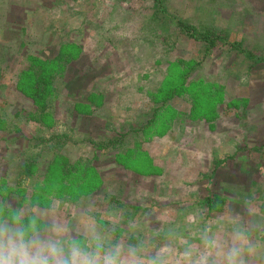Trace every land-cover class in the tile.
<instances>
[{
    "label": "rangeland",
    "instance_id": "1",
    "mask_svg": "<svg viewBox=\"0 0 264 264\" xmlns=\"http://www.w3.org/2000/svg\"><path fill=\"white\" fill-rule=\"evenodd\" d=\"M72 42L46 124H22L15 112L35 108L28 56ZM0 148L1 207L85 243L95 225L126 264L130 248L144 264H228L233 248L264 264V0H0ZM126 148L156 172L126 166ZM53 165L63 175L47 177ZM84 181L97 185L57 191Z\"/></svg>",
    "mask_w": 264,
    "mask_h": 264
},
{
    "label": "clouds",
    "instance_id": "2",
    "mask_svg": "<svg viewBox=\"0 0 264 264\" xmlns=\"http://www.w3.org/2000/svg\"><path fill=\"white\" fill-rule=\"evenodd\" d=\"M67 232L54 220L48 223L39 215L26 217L20 211L0 210V264H126L122 247L105 249L95 225L87 228V243L62 235ZM205 243L214 246L211 241ZM128 251L132 257L128 264H144L136 258L134 248ZM238 258L236 248L227 253L228 264H242ZM149 264H163V260L156 257Z\"/></svg>",
    "mask_w": 264,
    "mask_h": 264
},
{
    "label": "trees",
    "instance_id": "3",
    "mask_svg": "<svg viewBox=\"0 0 264 264\" xmlns=\"http://www.w3.org/2000/svg\"><path fill=\"white\" fill-rule=\"evenodd\" d=\"M184 29H188L189 26H187L186 24L183 25ZM208 37V36H207ZM206 37V38H207ZM80 53V45L76 44L75 42L72 43H66V44H61L60 48H59V52L57 55L53 56L50 59H45L39 56H34V55H29L28 56V66L22 71V73L27 74L31 80H32V90L31 93L29 95V98L32 100V103L34 105L35 108H33V106L26 110L24 107L21 108L20 110H17L15 112V116H20L22 118V124H28V123H37L40 126L43 127L44 125V118H46L47 116H50L49 111H47V101H48V97L51 96L54 92V86L52 84V82H54L55 78L57 77V75H59L58 73H60L63 68H64V62H69L73 59H75ZM188 68H186L187 70ZM177 76L179 77V75L177 74ZM185 73L183 72V70L180 71V84L179 87H184L185 86V90L189 89L188 87H186L185 84H183V81H185ZM177 84H173V89L171 88H165L162 92L159 93V95H162L163 93L165 94V92L167 94H173L176 89L175 87ZM221 95V94H220ZM90 103L87 102H80L78 101L77 103L78 105V109H76L74 107V112H77V114H81V113H88L90 112V108H91V103H93V101H89ZM76 105V104H75ZM77 114H74L75 118L77 117ZM46 124V123H45ZM27 139H25L26 141ZM114 149L118 150L116 148V146H112ZM3 151L2 155H5L6 153V148H0V152ZM118 155L119 158H122L124 162H126V166H130V164H133L134 168L136 171H138L137 173H149V171H155L156 172V165H152L151 164V159L148 158L147 154L144 153L143 151H141L139 148H133V149H127L124 153H121V151L116 152L115 155ZM24 155V154H23ZM26 158L24 161H22L21 165H20V171L22 173H24L26 176L27 175H31L32 173V169L34 166H36L37 161L35 159V155L33 154H26ZM25 156V155H24ZM89 166V165H86ZM141 166H147L148 170H142ZM47 167V166H46ZM45 167V169H47L46 171V176L47 177H54L57 174H61L63 175V172H61L63 170V167L59 166V165H53V166H48L47 168ZM78 167V164H77ZM94 169L93 166H90V169ZM91 169V170H92ZM150 169V170H149ZM85 177V176H83ZM90 177H93V179L90 182H93V180L97 179L96 175L92 172L90 174ZM86 181L82 182V184H70L67 186H63V185H57V191H65L66 194L68 195H79L82 193L87 192L85 188L87 187H93L97 184H88L86 183ZM15 190L13 189V192ZM17 191L20 192V189H18ZM23 195V193H22ZM32 198H41L40 195H38L37 193L33 194ZM37 203H41L42 202H37ZM212 205V204H211ZM214 206V205H213ZM1 207V206H0ZM1 209L5 212V213H12L14 212V210L12 208H7V207H1ZM28 216H32L31 214H27L26 217Z\"/></svg>",
    "mask_w": 264,
    "mask_h": 264
}]
</instances>
